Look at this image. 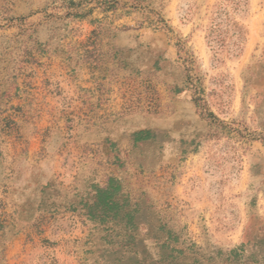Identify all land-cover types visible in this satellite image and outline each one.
<instances>
[{"label": "rangeland", "instance_id": "374dc122", "mask_svg": "<svg viewBox=\"0 0 264 264\" xmlns=\"http://www.w3.org/2000/svg\"><path fill=\"white\" fill-rule=\"evenodd\" d=\"M134 235L157 264L264 238V0H0V264Z\"/></svg>", "mask_w": 264, "mask_h": 264}, {"label": "trees", "instance_id": "16d2710c", "mask_svg": "<svg viewBox=\"0 0 264 264\" xmlns=\"http://www.w3.org/2000/svg\"><path fill=\"white\" fill-rule=\"evenodd\" d=\"M149 134V133H148ZM99 201H95L96 209L100 207L104 212L107 207L115 210V216L118 218L123 214V217L128 219V224L134 230L139 228V219L137 217L138 210L122 211V206L119 201L114 198L110 187H105L99 191ZM172 236L165 237L160 245L158 252V263L162 264H264V238L258 237L248 242H243L241 245L232 248L228 251L221 249L213 251L209 256L202 254L199 249H195V243L186 245L180 243L177 239H171ZM132 249L127 260L118 259L120 264H157L151 255H144L140 249L135 235L131 240Z\"/></svg>", "mask_w": 264, "mask_h": 264}]
</instances>
